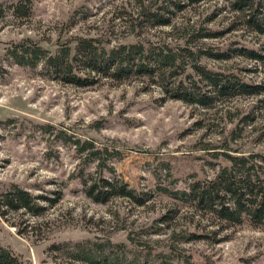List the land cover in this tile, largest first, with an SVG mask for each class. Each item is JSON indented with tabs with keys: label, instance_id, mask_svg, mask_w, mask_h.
<instances>
[{
	"label": "rangeland",
	"instance_id": "obj_1",
	"mask_svg": "<svg viewBox=\"0 0 264 264\" xmlns=\"http://www.w3.org/2000/svg\"><path fill=\"white\" fill-rule=\"evenodd\" d=\"M15 1L0 0L7 7ZM169 1L33 0L31 16L17 18L6 11L0 18V64L5 70L0 76V193L16 184L46 199L38 202L43 209L37 215L23 209L5 217L0 214V243L19 253L22 264H51L46 249L62 241L110 239L125 243L131 252L148 246L160 249L165 236L149 232L173 200L158 185L170 189L172 178L182 185L193 173L211 177L209 154L222 151L224 144L244 153L264 154V95L238 97L204 110L165 98L155 85L102 79L80 87L49 76L40 59L31 66L8 57L15 46H40L53 53L69 42L73 47L77 37L112 44L139 39L180 43L188 24L224 29L233 19L223 0L197 4L179 0L180 8ZM155 5H163L160 13L171 21L173 30L141 16L145 7ZM237 38L264 41L240 28L201 42L225 45ZM202 62L213 68L251 67L253 71L243 72L245 78L264 83V67L255 69L245 58ZM248 114L254 120L244 125L241 119ZM235 126L236 137L231 139ZM71 137L108 147L104 175L151 191L150 203L141 207L116 197L101 204L87 198L74 178L80 165ZM94 171L92 163L85 172ZM229 234L230 240L221 244L195 242L186 247L212 264H264V225L242 224Z\"/></svg>",
	"mask_w": 264,
	"mask_h": 264
},
{
	"label": "trees",
	"instance_id": "obj_2",
	"mask_svg": "<svg viewBox=\"0 0 264 264\" xmlns=\"http://www.w3.org/2000/svg\"><path fill=\"white\" fill-rule=\"evenodd\" d=\"M183 1L197 4L203 0ZM223 1L233 16L226 28L188 24L183 28L180 43H172V39H139L112 44L94 37H77L73 47L69 42L53 53L40 46H15L8 52V57L16 64L31 66L40 59L49 76L55 75L66 84L87 87L102 79L119 84L140 81L148 86L155 85L167 99L212 110L219 102L264 95V83L249 81L243 75L253 68H213L202 62V59L225 62L236 56L252 61L255 69L264 67V41L258 43L237 38L225 45L201 42L240 28L264 38V0ZM169 2L176 8L182 5L179 0ZM33 8V0H17L8 7L0 2V18L6 11L17 18H27L32 15ZM145 9L141 16L147 21L174 29L171 21L160 13L163 5ZM4 72L0 64V76ZM244 118L241 119L244 125L254 120L249 114ZM236 129L237 126L232 129V135ZM70 142L80 165L74 178L87 198L101 204L116 197L127 198L141 207L150 203L151 191L137 189L122 179L104 175L103 171L108 168L104 158L111 153L108 147L97 146L80 137H71ZM222 148V151L209 154L207 164L213 171L211 177H199L193 173L184 179L182 185L176 178L171 179L173 186L170 189L158 185V190L173 200L172 207L155 219L149 232L165 236V245L160 249L148 246L149 249L144 251L131 252L125 243L110 239L62 241L52 243L46 249L52 256L51 264H212L196 258L186 245L195 242L221 244L230 240L229 232L235 226L249 224L259 228L264 225V154L244 153L228 144ZM219 159L226 164H221ZM92 163L95 171L85 172ZM40 200L46 199L13 184L0 193V214L5 217L8 212L23 209L37 215L43 209L38 203ZM182 208L186 210L182 211ZM173 220L172 226L167 225ZM22 263L19 253L0 243V264Z\"/></svg>",
	"mask_w": 264,
	"mask_h": 264
}]
</instances>
